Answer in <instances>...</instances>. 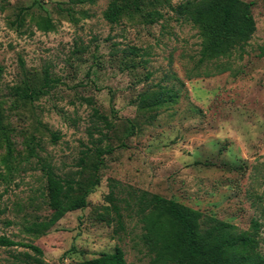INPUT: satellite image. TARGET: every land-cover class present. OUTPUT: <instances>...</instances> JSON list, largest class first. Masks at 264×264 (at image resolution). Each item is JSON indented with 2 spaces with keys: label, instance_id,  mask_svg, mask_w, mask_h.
I'll list each match as a JSON object with an SVG mask.
<instances>
[{
  "label": "rangeland",
  "instance_id": "374dc122",
  "mask_svg": "<svg viewBox=\"0 0 264 264\" xmlns=\"http://www.w3.org/2000/svg\"><path fill=\"white\" fill-rule=\"evenodd\" d=\"M245 1L257 22L252 39L231 57L199 64L198 27L169 5L158 6L163 17L153 23L136 14L111 24L110 0H0V235L40 246L49 264L117 246L126 264H147L138 216L126 204L143 189L244 230L258 221L264 255V0ZM41 16L53 30L39 29ZM47 73L55 85L33 100L21 96ZM155 92L175 100L143 107V95ZM96 146L112 151L88 205L44 235L25 233L27 219L52 212L40 159L87 179ZM26 250L0 245V264Z\"/></svg>",
  "mask_w": 264,
  "mask_h": 264
},
{
  "label": "trees",
  "instance_id": "16d2710c",
  "mask_svg": "<svg viewBox=\"0 0 264 264\" xmlns=\"http://www.w3.org/2000/svg\"><path fill=\"white\" fill-rule=\"evenodd\" d=\"M88 1L95 2L74 0L77 4ZM161 4L169 5L178 17L198 27L201 38L199 64L231 57L235 50L247 45L257 31L253 4L245 0H186L177 6H173L169 0H110L104 18L114 24L124 16L132 18L140 14L147 16L153 23L163 17L158 9ZM36 24L45 31L55 27L53 20L47 16H41ZM131 49L133 52L136 50L135 47ZM224 70L226 68L220 71ZM3 73L4 66L0 64V79ZM55 83L56 80L47 73L41 88H28L21 96L36 99L45 93L46 87H52ZM173 100V95L155 92L148 97L143 95L142 104L143 107L151 108ZM32 151L35 153V148ZM110 151L112 148L107 150L96 146L93 151L96 161L87 179L62 175L52 163L41 158L39 165L45 179L42 195L52 212L44 218L36 216L27 219L23 231L35 236L44 235L68 212L85 208L89 195L100 183L99 171L104 163V155ZM87 157L88 152H84L80 158L82 165ZM131 195L133 202L131 199L126 200V204L138 216L142 228L141 240L150 257L147 264H264V255L259 250L258 221L254 220L250 228L244 230L234 223L158 193L141 189ZM109 199L117 214V222L123 227L124 216L118 204L120 199L114 189H111ZM0 245L29 249L13 254L14 264H49L44 258V250L31 242L19 241L3 234L0 235ZM70 264H126V254L122 247L117 246L113 252H103L95 258Z\"/></svg>",
  "mask_w": 264,
  "mask_h": 264
}]
</instances>
